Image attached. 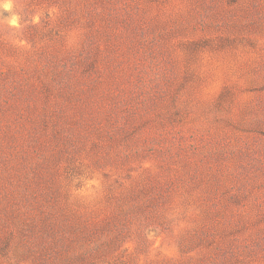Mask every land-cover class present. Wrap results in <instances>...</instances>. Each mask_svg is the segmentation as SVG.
<instances>
[{"label":"rangeland","instance_id":"rangeland-1","mask_svg":"<svg viewBox=\"0 0 264 264\" xmlns=\"http://www.w3.org/2000/svg\"><path fill=\"white\" fill-rule=\"evenodd\" d=\"M0 264H264V0H0Z\"/></svg>","mask_w":264,"mask_h":264},{"label":"clouds","instance_id":"clouds-1","mask_svg":"<svg viewBox=\"0 0 264 264\" xmlns=\"http://www.w3.org/2000/svg\"><path fill=\"white\" fill-rule=\"evenodd\" d=\"M5 7H7V6L5 5Z\"/></svg>","mask_w":264,"mask_h":264}]
</instances>
